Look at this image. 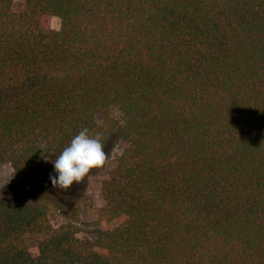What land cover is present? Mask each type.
Returning a JSON list of instances; mask_svg holds the SVG:
<instances>
[{
    "label": "trees",
    "instance_id": "16d2710c",
    "mask_svg": "<svg viewBox=\"0 0 264 264\" xmlns=\"http://www.w3.org/2000/svg\"><path fill=\"white\" fill-rule=\"evenodd\" d=\"M84 128L104 165L54 187ZM0 163V264H264V0H0Z\"/></svg>",
    "mask_w": 264,
    "mask_h": 264
},
{
    "label": "rangeland",
    "instance_id": "374dc122",
    "mask_svg": "<svg viewBox=\"0 0 264 264\" xmlns=\"http://www.w3.org/2000/svg\"><path fill=\"white\" fill-rule=\"evenodd\" d=\"M60 26V20L57 16H52L49 19V24L46 27H43V32L47 33L50 30H57ZM119 117V115H116ZM98 121L101 120V115L96 116ZM125 147V142H120L113 151L112 159L107 164V166L99 172V174L91 177L87 181V186L84 191L83 197H81L77 204L79 209L80 222L78 226L77 236L81 240H93L96 236V232L100 229H103L106 224L102 222L97 215L98 209L102 206L103 201L99 193L100 182L103 178L104 173L108 168H110L115 161V157L120 154L122 149ZM41 170L50 177V175H55L54 166L51 161L44 160L41 166ZM16 176L13 169L8 163H0V186H5L8 183L14 182ZM68 214V212H65ZM48 219L51 224L55 227L59 226L63 221V218L54 210H49L47 212ZM23 239L28 247V250L31 255L37 254V245L38 241L41 239V236L38 234H23Z\"/></svg>",
    "mask_w": 264,
    "mask_h": 264
},
{
    "label": "clouds",
    "instance_id": "9594fccd",
    "mask_svg": "<svg viewBox=\"0 0 264 264\" xmlns=\"http://www.w3.org/2000/svg\"><path fill=\"white\" fill-rule=\"evenodd\" d=\"M89 130L79 131L61 153L52 160L55 175H50L54 187L68 189L79 183L90 170L104 165L107 155L98 136H90Z\"/></svg>",
    "mask_w": 264,
    "mask_h": 264
}]
</instances>
